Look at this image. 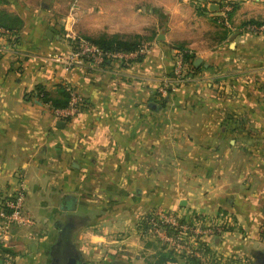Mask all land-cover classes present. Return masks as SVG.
I'll use <instances>...</instances> for the list:
<instances>
[{"label": "crops", "instance_id": "obj_1", "mask_svg": "<svg viewBox=\"0 0 264 264\" xmlns=\"http://www.w3.org/2000/svg\"><path fill=\"white\" fill-rule=\"evenodd\" d=\"M1 1L0 12L21 26L17 36L0 34V198L21 178L33 220L13 230L16 264H47L50 229L70 219L87 261L131 264L133 255L135 264H189L138 238L139 214L155 207L187 218L228 214L240 232L212 238L211 254L253 264L252 254L264 249V34L246 27L264 25V0L78 4L72 38L138 40L148 54L128 66L69 70L44 59L72 46L42 29L33 0ZM224 1L236 6L226 24ZM181 50L192 66L201 60L199 70L160 97ZM63 85L87 104L68 121L53 118L33 95L42 86L56 97Z\"/></svg>", "mask_w": 264, "mask_h": 264}, {"label": "built area", "instance_id": "obj_2", "mask_svg": "<svg viewBox=\"0 0 264 264\" xmlns=\"http://www.w3.org/2000/svg\"><path fill=\"white\" fill-rule=\"evenodd\" d=\"M222 23L228 21V13L232 11V2L224 1ZM246 31L252 34H264V25H249ZM0 34L10 35L11 32L0 29ZM70 51L65 54H49L45 60L66 70L75 66L86 65L98 68L106 64L128 66L138 63L148 54V44H140L131 52L107 51L99 48L91 42L71 37ZM185 52L178 51L175 54L174 67L170 79H165L158 95L164 97L168 88L174 84H181L187 80L189 66L184 58ZM69 93L70 102L65 109H54L49 104L41 102L42 108L53 118L59 121L73 119L78 113L87 107L86 101L75 90L63 85ZM26 187L20 178L14 192L0 198V264H16L15 258L3 250H10L12 233L14 229L27 228L33 225L29 214L24 212V198ZM231 232L238 234L239 227L228 214L215 216H203L193 214L184 217L176 210H168L155 207L138 216L137 236L140 240H147L158 244L161 248L169 250L178 256L193 260L197 264H249L248 258L237 256L217 257L212 256L209 241Z\"/></svg>", "mask_w": 264, "mask_h": 264}, {"label": "rangeland", "instance_id": "obj_3", "mask_svg": "<svg viewBox=\"0 0 264 264\" xmlns=\"http://www.w3.org/2000/svg\"><path fill=\"white\" fill-rule=\"evenodd\" d=\"M99 2H103V0H98ZM131 2L133 0H106V2ZM3 2V0L1 1ZM5 2V1H4ZM33 2L36 4V11L42 14V18L45 20V24L42 27V29L47 28L50 30L53 34L59 35L62 40L67 41L71 44V37L72 35V29H71V17H72V11H74L78 4H86V2H92V0H33ZM105 2V1H104ZM82 11H85V7H82ZM25 201V198H24ZM50 201V200H49ZM51 212V209L47 210ZM56 210L53 214V219L59 220L61 218V214ZM75 214V213H74ZM77 218L82 219L83 215L75 214ZM264 225V223H263ZM263 233L261 235V239H264V227ZM51 230L53 241L57 238V231L53 228ZM115 235V234H112ZM120 234H117L113 239H117ZM75 242V241H74ZM144 242H150L147 240H144ZM151 248H154L155 252L157 253V249L161 248L158 247L152 243ZM108 246V245H107ZM163 249V248H161ZM104 251L102 252V254ZM14 254V258H15ZM98 255V254H97ZM101 255V253H99ZM83 262L85 264H104L103 256H99L98 258L94 256L93 261H87L85 260V257L81 255ZM144 257V256H141ZM92 258V257H91ZM16 260V258H15ZM90 260V259H89ZM131 264H135L136 258H134L133 255H131V258L129 259ZM114 262L117 263H124L122 260H115ZM113 263V262H112ZM111 263V264H112Z\"/></svg>", "mask_w": 264, "mask_h": 264}, {"label": "trees", "instance_id": "obj_4", "mask_svg": "<svg viewBox=\"0 0 264 264\" xmlns=\"http://www.w3.org/2000/svg\"><path fill=\"white\" fill-rule=\"evenodd\" d=\"M236 9V6L232 4V11L228 13V16L231 12H233ZM251 25H260V23H253L250 22ZM21 21L16 18L12 17L4 12H0V29L6 30L8 32H11L12 34L17 36V31L20 29ZM92 44L98 46L99 48L107 51H120V52H131L137 48L140 43L137 41H121L117 38H110V39H100L99 41H89ZM185 52L184 50H181ZM186 64L189 66V74H195L199 69L193 68L192 62L193 58L190 56L187 52H185L184 55ZM187 75V77H188ZM172 76V75H171ZM33 95L36 99L40 100L43 103L49 104L54 109H65L68 107L70 102L69 93L65 90L64 87L60 86L58 88L57 96L53 97L51 96L42 86H36V88L33 91ZM5 253H11L10 250H3ZM164 257V256H163ZM161 258V260L168 262L169 258ZM189 264H197V262L193 260H187ZM249 264L251 262L249 261Z\"/></svg>", "mask_w": 264, "mask_h": 264}, {"label": "water", "instance_id": "obj_5", "mask_svg": "<svg viewBox=\"0 0 264 264\" xmlns=\"http://www.w3.org/2000/svg\"><path fill=\"white\" fill-rule=\"evenodd\" d=\"M49 36V33L47 32ZM158 40H163L159 37ZM201 63L200 59L194 61V68H198ZM78 224L73 219L68 222L61 220L55 222L54 229L57 231V238L51 243L48 248L47 264H85L74 243V232ZM253 264H264V249L263 251H255L252 254ZM112 264H120L113 262ZM124 264V263H121Z\"/></svg>", "mask_w": 264, "mask_h": 264}]
</instances>
